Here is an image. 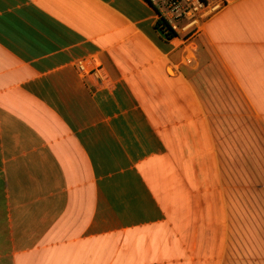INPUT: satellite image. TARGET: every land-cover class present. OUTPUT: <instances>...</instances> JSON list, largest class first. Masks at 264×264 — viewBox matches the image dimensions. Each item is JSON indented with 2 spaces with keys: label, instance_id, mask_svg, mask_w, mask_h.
<instances>
[{
  "label": "crops",
  "instance_id": "obj_1",
  "mask_svg": "<svg viewBox=\"0 0 264 264\" xmlns=\"http://www.w3.org/2000/svg\"><path fill=\"white\" fill-rule=\"evenodd\" d=\"M225 2L0 0V264H264V0Z\"/></svg>",
  "mask_w": 264,
  "mask_h": 264
},
{
  "label": "built area",
  "instance_id": "obj_2",
  "mask_svg": "<svg viewBox=\"0 0 264 264\" xmlns=\"http://www.w3.org/2000/svg\"><path fill=\"white\" fill-rule=\"evenodd\" d=\"M158 11V18H163L171 31H194L226 4L225 0H152ZM183 21L181 25L179 22ZM174 35V36H175ZM173 36V37H174ZM80 71H93L98 76V68H88L84 60H78Z\"/></svg>",
  "mask_w": 264,
  "mask_h": 264
},
{
  "label": "trees",
  "instance_id": "obj_3",
  "mask_svg": "<svg viewBox=\"0 0 264 264\" xmlns=\"http://www.w3.org/2000/svg\"><path fill=\"white\" fill-rule=\"evenodd\" d=\"M156 27L160 31H162V33H164V35L167 38H172L175 35V33L173 31H171V29L169 28V26L167 25V23L165 22V20L163 18L157 19Z\"/></svg>",
  "mask_w": 264,
  "mask_h": 264
},
{
  "label": "rangeland",
  "instance_id": "obj_4",
  "mask_svg": "<svg viewBox=\"0 0 264 264\" xmlns=\"http://www.w3.org/2000/svg\"><path fill=\"white\" fill-rule=\"evenodd\" d=\"M183 23V21L179 22V25H181Z\"/></svg>",
  "mask_w": 264,
  "mask_h": 264
}]
</instances>
